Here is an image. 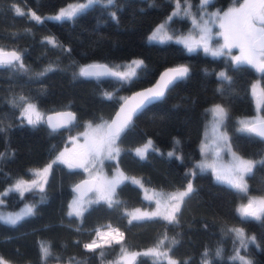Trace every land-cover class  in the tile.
<instances>
[{"label":"trees","instance_id":"obj_1","mask_svg":"<svg viewBox=\"0 0 264 264\" xmlns=\"http://www.w3.org/2000/svg\"><path fill=\"white\" fill-rule=\"evenodd\" d=\"M67 1L0 0V48L17 49L25 65V70L0 67V191L16 178L32 177L31 169L54 158L69 135L86 121L106 122L127 93L151 83L165 66L176 64H185L187 75L133 117L117 140L120 151L116 161L105 160V164L111 170L118 163L124 172L160 189L181 188L192 178L194 191L176 213L178 223L156 217L129 224L127 209L152 205L140 186L129 179L116 188L114 199L119 205L110 208L98 200L86 207L82 216H70L67 208L72 185L85 175L80 167L70 168L60 161L53 164V160L43 191L34 188L23 196L17 191L2 195L4 207L30 203L34 214L15 226L0 221V257L12 264H104L123 247L155 246L166 235L164 247H170L169 253L178 264H204L206 259L210 264H241L231 259L237 251L252 264H264V216L259 220L242 218L236 207L243 192L216 180L209 170H196L195 175L190 172L200 155L199 142L209 117L207 106L219 102L227 111L223 125L231 146L256 159L247 174L248 190L264 194V139L240 131L238 123L239 115L254 109L250 82L257 75L255 67L237 65L227 54L213 56L200 48L189 51L173 40L149 41L148 32L170 12L175 0H114L111 5L98 0L72 19L31 18L30 10L43 14ZM232 1L211 3L221 7ZM15 8L25 15H17ZM188 23L187 18L176 16L170 26L185 28ZM134 56L141 57L143 63L127 82L111 75L84 76L79 71V66L88 62L112 66ZM220 68H225L229 80L217 75ZM260 81L264 88V71ZM19 97L32 101L44 114L71 109L76 119L55 131L45 120L28 124L21 115ZM261 111L264 114V102ZM148 137L152 146L141 159L132 149ZM169 149L175 152L171 157ZM109 226L123 233L120 243L111 240L94 251L84 247L100 228ZM235 227L252 233L255 242L241 247L235 233L229 231ZM173 239L178 243L170 246ZM42 242L50 247L46 261L41 259ZM217 249L222 250L219 257ZM131 264H154V258L141 254Z\"/></svg>","mask_w":264,"mask_h":264},{"label":"snow or ice","instance_id":"obj_2","mask_svg":"<svg viewBox=\"0 0 264 264\" xmlns=\"http://www.w3.org/2000/svg\"><path fill=\"white\" fill-rule=\"evenodd\" d=\"M98 0H87L85 4L73 5L69 6L67 9H63L60 13L54 17L57 20L61 19H72L82 13L85 9L90 7L91 5L97 3ZM211 0H202L203 5H207L210 3ZM114 3V0H107V4L111 5ZM15 13L17 15L23 16V13L19 8H15ZM185 15L188 14V8L185 9ZM113 18H115V13L112 14ZM175 15V13H174ZM215 15L219 16V13ZM31 18L39 21L40 18L35 15V13H31ZM223 19L228 20V27L226 29V33H221L224 37V43L218 48H211L208 45V40L206 38L207 34L210 32L206 26L201 30L205 35L201 36V40L204 41V51L210 53L213 56H220L225 54L224 49H231L233 47H238L241 50V55L233 57L235 63L237 65L241 64H251L255 65L260 71H264V62L258 63V58H264V0H245L244 4L241 5L239 9H230L229 12H225L223 14ZM255 21H259L262 25L261 27L257 28L255 26ZM195 22V20H194ZM165 25H160L156 32L153 33L151 39L155 40L157 35L164 29ZM225 25L221 23V28H224ZM171 39V37H169ZM177 42L184 43L185 46L188 48L189 51H193V47L190 43H188L187 39L178 40ZM50 43L55 45L54 40H50ZM136 66H140L143 61H134L133 62ZM0 67H10V68H18L21 70H25V65L21 58V55L16 51L6 52L3 48H0ZM97 67L107 68V66H97V65H90L88 68L81 69V75L84 76H99L102 74H109L113 76H117L120 79L128 80L129 73L124 72H107L98 73L92 71L91 69H95ZM51 69H47L45 71H49ZM173 75L167 81H164V77H161V80L164 81L163 85L158 84L156 88L148 89L144 93H139L138 95L143 98L142 103L137 105L136 108L130 109L127 114L120 120L119 123L113 121L111 124H102L97 126L96 129H93V133H99V135H95L93 139L87 142V150L84 153V158H91L93 160H98L101 157L108 158V159H115V157L119 154V148L116 147V141L119 139L121 133H123L131 124L132 116L135 114L137 108L146 106L147 103H152L154 100L160 99L164 95V89L167 88L168 84L172 83L174 80L182 79L187 75L188 69L186 67H178L175 69L169 70ZM40 75H44L41 73ZM131 75H135V73H131ZM169 73L166 72L164 76H168ZM219 76L223 80H229L230 78L226 75V73L221 72ZM109 98L111 96L109 94ZM20 101H25V97H20ZM123 112L124 109H121ZM210 112L213 115V131L217 132L218 135L216 136V140L223 143L224 147H229V140L226 133H220L219 128L224 124V121L227 119V111L225 108L221 107L220 105H216L214 108L210 109ZM21 115L27 119V123L31 125L37 124L41 119V115L36 110L35 105L31 103H26V106L22 108ZM60 115L66 116L67 120L63 124H52V118H48V123L51 125L53 131H55L58 127H64L67 124H71L74 120V116L72 113H61ZM35 117V118H34ZM241 128L240 131L254 133L259 137H264V119H256V120H242L240 121ZM91 128V125H89ZM2 131V129H0ZM178 143V141H177ZM151 140L147 142L144 148L136 149V154L141 159H144L146 156V150L151 147ZM115 154V155H114ZM63 153L60 154L52 163H57V161L67 163V161H63ZM173 152H169L168 156H173ZM233 162L231 168L228 170L227 176H217L219 180H226L227 183L235 188L236 190L247 193L248 188L247 184L245 183V175L247 173H251L252 168L254 166L253 161L245 160L241 157L236 156L235 153L232 154ZM264 163V161H261ZM70 168L73 167L72 164L68 165ZM82 167L83 165H78ZM52 167L49 164L46 168L42 171L36 173L39 177L45 173H47L50 168ZM201 169L205 167V165H199ZM207 167H212L208 165ZM195 175V173H193ZM124 179L127 177H123L120 174L117 177H114L111 180H106L102 182L97 187V192L99 193V199L104 200L108 207H113L114 205H119L120 201L114 199L116 195V188L123 182ZM133 183L139 184V181H133ZM34 188H38L40 191H43V185L38 182V180H33L29 184L27 181L19 180L12 188L8 189V191H17L23 196L24 192L32 191ZM79 186H77V190ZM193 185L188 183L186 189L184 191H179L176 193L167 194L166 197L161 194V198L165 199L167 202H174V203H166V207L170 210L167 214H161L159 211L148 213V212H140L137 209L134 213H129L128 215L131 217L129 219V224L133 221H144V220H151L156 217H161L162 219L166 220L169 224L178 223L176 218V213L180 211V206L184 203V198L188 197L191 193H193ZM7 193H5L6 195ZM3 201L0 200V204ZM160 204V200H157V205ZM71 210L69 215L75 216H82L83 211L86 209L83 208V205L79 199H74L71 204ZM240 216L244 219L254 218L256 220L261 219L264 216V199L260 200H249L247 205L241 206L239 209ZM34 214V209L32 206H27L26 209L18 214H8L7 216H0V221L5 224L15 226L20 220L24 219L26 216H30ZM115 233H118L119 238L116 236H112V240H115L116 243H120V240L123 238V233H119L118 229L112 230ZM229 231L234 232L237 239L240 241L241 247L246 248L248 243H254L255 237L252 236L245 239V233L242 228H233ZM112 233H106L103 235H111ZM102 234L97 231V237L100 238ZM165 240H168V237L165 235L164 238L158 241L157 245L154 248L148 249L142 255L145 256H152L154 258V264H159L161 260H166L167 264H178L177 261L173 260L169 255L168 250L161 251L164 247ZM111 240L108 241L111 244ZM178 243L175 239L169 242L170 246L175 245ZM103 245L98 243L97 240H93L91 243L85 244L84 247L89 250H95L98 247H102ZM221 249H217L215 255L219 257L221 255ZM40 252H41V259L46 261L47 258L51 255L50 247L46 243H41L40 245ZM103 256V252L100 253ZM137 255H141V253H134L132 257L134 258ZM204 256L207 257L208 253L205 252ZM126 257H122L124 259ZM232 260H239L241 264H252L250 260L245 259L244 256L239 254L237 251L236 255L231 257ZM0 264H9V262L5 261L2 257H0ZM204 264H210V262L206 259Z\"/></svg>","mask_w":264,"mask_h":264},{"label":"rangeland","instance_id":"obj_3","mask_svg":"<svg viewBox=\"0 0 264 264\" xmlns=\"http://www.w3.org/2000/svg\"><path fill=\"white\" fill-rule=\"evenodd\" d=\"M212 2V0H211ZM208 3L207 5L202 4V0H198L197 2H192L191 0H175L174 5L172 6L170 12L166 14L162 19L157 21L150 31L147 34V39L149 41H178V40H183L187 39L188 43H190L193 47V49H198L200 48L201 50L204 51V41L201 40V36L205 35L201 30L206 26L208 29H210V32L207 34L206 38L208 40V45L209 47L215 49L223 45L224 43V37L221 35V33H226V29L228 27V20L223 19V14L225 12H229L230 9H239L242 4H244L245 0H234L229 4H226L224 6L219 7L218 5ZM87 3V0H69L66 3L60 5L56 10L46 12V13H38L33 10H30L31 13H35L36 16L39 18L43 17H49V18H54L56 17L61 10L67 9L69 6L73 5H79V4H85ZM186 7L188 8V14L185 15V9ZM175 13V15H174ZM216 13H219L220 15L217 16L215 15ZM185 17L188 19V26L185 28H182L180 25L177 24V26L173 27L170 26V21L174 17ZM195 20V22H194ZM221 23L225 25L224 28H221ZM255 26L257 28L261 27L262 25L259 23V21H255ZM165 25L164 29L157 35V38L155 40L151 39L152 35L154 32H156V29L160 25ZM51 40H53L52 36H48ZM171 37V39H169ZM180 43V42H179ZM185 46L184 43H181ZM186 47V46H185ZM187 48V47H186ZM188 49V48H187ZM205 52V51H204ZM224 53L229 55L231 59L234 61L233 57L241 55V50L238 47H233L230 50L229 49H224ZM210 54V53H209ZM134 61H143L141 57L139 56H134L129 59H125L119 62H115L112 64V67L120 72L124 73H129V79L128 80H123L124 82L129 81L134 75H131V73H136L137 68L139 66H136L133 62ZM258 63L264 62V58H258ZM257 71V75L254 76L250 82V92L253 98V105L254 109L251 113L247 114H241L238 116V123L239 127L241 128L240 121L242 120H256V119H262L264 118V114L261 111V106L264 102V88L261 85L260 81V73L261 71L253 65ZM79 71H80V66H79ZM224 72L226 73L225 68H220L217 70V75L219 73ZM227 75V73H226ZM228 76V75H227ZM20 98V97H19ZM18 98V101L20 103V112H22V108L26 106V103H31L35 105L32 101L30 100H25V101H20ZM216 105H220L221 107L225 108V106L219 102H213L208 104L207 109L209 113V117L206 119L204 126H203V131L202 135L200 138L199 142V151L200 155L199 157L194 161V164L192 167H190V172L191 175L196 171V170H209L213 177L221 181L223 183H227L226 180H219L217 179V176H227L228 175V170L231 168L232 162H233V156L232 154L235 153L236 156L241 157L245 160H250L253 161V164L255 163L256 159L243 156L239 154L230 144L229 141V147H224L222 142H219L216 140V136L218 135L217 132L213 131V115L210 112V109L214 108ZM36 107V105H35ZM226 109V108H225ZM36 110L39 112L41 115L42 119L44 120V113L36 107ZM23 117V116H22ZM26 121L27 119L23 117ZM35 118V117H34ZM104 119H100L96 122H91V121H86L83 125V127L74 133L70 134L67 140L66 145L61 149L59 153H57L54 158H52L50 161L46 162L45 164L41 166H36L33 167L32 170V177L30 178H16L14 181L10 182L2 191H0V200H2V195L9 192L8 189L12 188L13 185L17 183L19 180H24L27 181L29 184L33 180H38L40 184L43 185V182L45 180L46 173L37 176L36 173L39 171H42L44 168H46L53 160H55L58 156H60L61 153H63V161H67L65 163L66 165L72 164L69 161V156H80L83 159V166L80 167L82 168L84 175L85 176H92L94 177L95 180V185L93 189L86 194L83 197H79L75 192L72 193V195L69 198L68 201V208L67 211L68 213L71 210V204L74 199H79L83 205V208L85 209L88 207L91 203L96 202L99 199V193L97 192V187L104 181L106 180H111L114 177L119 176L120 174L123 175V177H127V179L133 181H139L140 183L138 184L141 188L142 195L145 199L150 200L152 202V205H148L146 207H137V208H132V209H127L126 213H134L137 209L140 210V212H156L159 211L161 214H167V212L170 210L169 208L166 207V203H174V202H167L165 199L161 198V194H163L164 197L167 196V194L170 193H176L179 191H184L186 189V186L188 183L192 184V178L189 179V181L185 184V186L177 189H172V190H167V189H160V188H155L151 186H147L144 183H142L140 177L138 175L134 174H129L124 172L118 163L112 166L111 170H108L106 168L105 160H115L117 159V156L115 159H108L101 157L98 160H93L91 158H84V153L87 150V142L91 141L95 135H99V133H93V129H96L97 126L105 124ZM89 125H91V128H89ZM220 133H226L228 136V131L222 125L219 128ZM152 139L148 137L145 141L142 143L136 145L133 147V152L136 154V149H141L144 148V146L147 144V142ZM229 140V136H228ZM116 147L119 148L120 151V146L118 142L116 141ZM152 146V144H151ZM169 152H174L173 149H169L167 153ZM115 155V154H114ZM179 156V154L177 153ZM264 158V156H263ZM205 165L203 169L198 167L199 165ZM73 167H75L74 164H72ZM208 165H211L212 167H207ZM249 174V173H247ZM247 174L245 175V183L247 184L248 188V182H247ZM137 184V183H136ZM115 198V197H114ZM264 199V194L263 193H255L251 191H247V193H244V197L240 199V201L237 204V211L239 213V209L241 206L247 205L249 200H260ZM157 200H160V204L157 205ZM27 206H32L30 203H23L19 205L18 207L15 208H7L4 207L2 204H0V216H7L8 214H18L23 212ZM33 207V206H32ZM240 214V213H239ZM128 218L130 219L131 217L128 215ZM238 228V227H235ZM241 228V227H239ZM117 229L114 227H105V228H100L98 231L102 234L100 238L97 236L93 240H97L98 243L103 244L105 242H108L109 240H112V236H116L119 238L118 233L113 232L112 230ZM112 233L111 235H103L106 233ZM245 233V239L247 240L248 238L254 236L252 233H247L244 230ZM92 240V241H93ZM91 241V242H92ZM89 242V243H91ZM88 244V243H87ZM157 245V244H156ZM155 245V246H156ZM155 246L151 247H145V248H140V249H128V248H122L117 255L115 256L114 259L106 260L104 264H131L134 259L138 256H135L134 258L132 257V254L134 253H144L148 249L154 248ZM168 250L167 248L163 247L161 251ZM168 255L175 261L176 258L172 256L169 251ZM122 257H126L122 259ZM152 257V256H151ZM153 258V257H152ZM5 260V259H4ZM7 261V260H5ZM8 262V261H7ZM166 264L167 261L165 260ZM9 264H12L9 262Z\"/></svg>","mask_w":264,"mask_h":264},{"label":"water","instance_id":"obj_4","mask_svg":"<svg viewBox=\"0 0 264 264\" xmlns=\"http://www.w3.org/2000/svg\"><path fill=\"white\" fill-rule=\"evenodd\" d=\"M3 49L6 52L16 51L17 53H19V51L17 49H15V48H3ZM90 65L107 66L106 69L103 68V67H97L95 69H91L92 71H95V72H98V73H104L105 71H107V72H120V71L114 69L111 65H109L106 62H88V63L82 64L80 66V71L83 68H88V66H90ZM182 66L183 67H186L185 64H176V65H168V66H165L164 68H162L158 72L157 76L155 77V79L151 83H149V84H147L145 86H141L139 88L133 89L129 93H127L120 100V102L118 103L117 107L115 108V110L113 111V113L110 115L109 119L106 121L105 124H111L113 121H116L117 123H119L120 120L123 119V117L127 114V112L130 109L136 108L137 105H139V104L142 103L143 98L138 95L139 93H144L148 89L156 88V86L158 84L163 85L164 81H167L173 75L169 70L170 69H175V68H178V67H182ZM166 72L169 73L168 76H164V74ZM102 75H109V74H102ZM111 76H113V75H111ZM162 76L164 77V81L161 80V77ZM177 80H180V79H177ZM177 80H174L172 83L168 84L167 88L164 89V95H165L167 89L172 84H174ZM154 101H156V100H154ZM148 104H150V103H147L146 106ZM144 107L145 106L140 107V108H137L135 114L132 116V119ZM121 109H124V111L122 112ZM61 113H72L73 116H74V120L72 121V123L76 119L75 112L72 111L71 109L66 108V109H56V110H52V111H49V112H47V113L44 114V120L49 125V127H51V125L48 123V118L49 117L52 118L51 123L52 124H56V125L63 124L67 120V117L66 116L60 115ZM262 119H264V118H262ZM69 125L70 124H67L64 127H58L57 129L66 128ZM252 134H254V133H252ZM257 137H259V136H257ZM259 138L264 139V137H259ZM69 161H70V163L74 164L76 167H80L78 165L83 164V159L80 156H76V155L70 157L69 158ZM95 180L96 179L94 177H92V176L82 177L81 179L77 180L72 185V191L75 192L79 197H83V196H85L86 194H88L93 189V187L95 185ZM77 186H79V189L78 190H77Z\"/></svg>","mask_w":264,"mask_h":264},{"label":"flooded vegetation","instance_id":"obj_5","mask_svg":"<svg viewBox=\"0 0 264 264\" xmlns=\"http://www.w3.org/2000/svg\"><path fill=\"white\" fill-rule=\"evenodd\" d=\"M72 157V156H71ZM69 158H70V156H69Z\"/></svg>","mask_w":264,"mask_h":264}]
</instances>
